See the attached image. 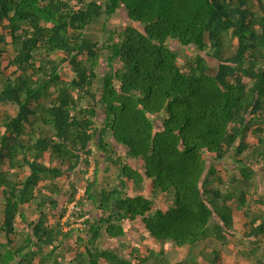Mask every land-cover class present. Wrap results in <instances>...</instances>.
<instances>
[{
	"label": "trees",
	"instance_id": "obj_1",
	"mask_svg": "<svg viewBox=\"0 0 264 264\" xmlns=\"http://www.w3.org/2000/svg\"><path fill=\"white\" fill-rule=\"evenodd\" d=\"M119 9L126 22L112 27ZM183 48L193 51L186 69ZM1 104L16 111L0 109V166L17 171L0 169V264H61L72 236L69 264H250L247 249L222 259L233 209L247 219L241 237L264 241V209L252 207L264 170V0H0ZM91 145L113 172L99 180L94 161L78 203L99 215L85 219L84 237L63 230L54 179L85 173ZM225 158L238 170L226 186L216 167ZM127 180L147 181L169 204L125 193ZM32 202L34 218L22 207ZM127 220L162 245L140 256L106 244L125 236Z\"/></svg>",
	"mask_w": 264,
	"mask_h": 264
},
{
	"label": "rangeland",
	"instance_id": "obj_2",
	"mask_svg": "<svg viewBox=\"0 0 264 264\" xmlns=\"http://www.w3.org/2000/svg\"><path fill=\"white\" fill-rule=\"evenodd\" d=\"M123 10L119 9L117 11V13L113 16L110 17V25L112 27H117L119 25H122L123 23L126 22L125 17L123 16ZM100 35L103 37L104 34L100 33ZM176 46V45H175ZM182 53L181 56L178 58V63L179 65L183 68L186 69V60H185V55L187 56H193V51L190 50V48H183L181 49ZM5 56V55H4ZM55 56H61L60 52L54 53V57ZM210 63L213 65L215 60H210ZM104 69V65L103 63L100 64V71ZM60 74L62 75L63 78L65 79H70L73 76V73L71 71V66H63L62 69L60 70ZM245 80H247V78H244ZM82 103H86L85 100L82 101ZM0 109L1 110H7L10 111L11 113H15L16 111V106L12 105V104H1L0 105ZM102 111L99 110L98 113V119L100 120L102 117ZM3 132V128H0V134ZM247 138L246 140L250 143V145H252L253 143H256V134L253 133L251 130L248 131L247 134ZM92 149H93V154L90 156V164L87 166V171L85 173H81L80 171H82L84 169V166H80L79 169L77 171H75V173L72 175V178H68L66 175H63L61 177L55 178L54 181L57 183V185L61 188V192L60 195L58 196V201H59V207L60 209H64V215L61 217L60 222L63 223V230H67L69 228H74L76 229L78 232H80L84 237H86V233H85V229H87V223L85 221V219H89L92 220L93 218L97 217L99 215V210L95 207L92 206L90 203H85L83 204V206L81 204L78 203V200L81 198V196L84 193V187L86 185V181L87 180H91L92 179V172L94 169V161L98 160L99 163V173H98V178L99 180H101L104 176V174H111L113 171L111 170L110 172L107 173H103L102 168L104 166V161H103V157L101 152L95 150L93 148V145H91ZM247 150L243 153L246 154ZM241 157V155H240ZM41 161L48 163L47 162V156L46 154H44V156H42ZM129 163H131L132 165H137L139 167L140 170L141 169V164H137L134 161H129ZM54 164H57V162H54ZM235 161L233 158H225L223 161L221 162H217L216 163V167L219 170V172L221 173V175L224 176V183L223 185L226 186L228 185V181H227V177L228 174H230L231 172H235L236 174H238V170L237 168H235ZM260 167V166H259ZM258 168V167H256ZM0 169L4 171H8L6 172V175L9 177H13L14 173L17 170H12V169H7L5 164H1ZM27 169L24 168L21 171L17 172V176L16 179H20L22 178L24 175L27 174ZM13 173V174H12ZM45 182V181H44ZM255 185L258 187V191H257V195L259 197H262V204H260V201H255L252 203V207L254 208V210H258V209H264V170L260 172V174L255 177ZM71 184H74V196L73 198H70V192H71ZM214 186L216 185V182L213 183ZM252 192L253 188L250 189ZM144 193L146 195L149 196V194H152V199L154 202V205L157 207H160L162 209H165L166 206L169 204L170 202V197L167 194H160V193H154V191L151 189L149 183L147 181H144L140 186H133L131 181L127 180L126 182V188H125V193L127 194H136V193ZM2 201V191L0 189V204ZM74 201L77 202V205L80 206V213L75 216V218L77 219L76 221L72 222V220L70 221L69 219H67V213L68 211H70V209H68V207L70 206L71 203H73ZM254 201V200H253ZM36 202V201H35ZM35 202L32 203H27V204H23L22 207L23 208H27L28 210V215L30 218H34L36 217V209H35ZM236 201L233 202L232 205H236ZM262 205V206H261ZM261 206V208H260ZM233 225L232 228L229 230L230 234H228V238L229 241L227 243V245L225 246L224 250L222 251V259L225 258V253L229 252V254L231 255V259H235L237 257V255L239 253H241L240 251H242L243 249H247L249 252V260L251 261L250 264H254L255 262L253 261V259H262L264 258V241L262 243H260V245H258L257 243H254V238L252 239H248L245 240L244 238L241 237V233H243V231L245 229H247V219L244 216V212L238 209H233ZM72 213H69V215H71ZM55 214H52L50 216H54ZM55 219V217H54ZM67 219V220H66ZM67 222H69L67 224ZM123 226L125 227V236L121 239H115V240H104L106 244L110 245V246H116L118 245L119 247H121V249L125 252H128V250H130L132 247L134 249H136V254L137 255H144L147 253V251H155V249H158L160 247L161 242L149 238L147 236V232L144 230L143 225L139 222V221H134V222H130V221H123ZM14 228L18 231H24L26 229L25 224L22 223L21 221H19L18 218H16L15 220V224H14ZM242 240H245V242L247 243V241H250V245L247 246L245 243H242ZM264 240V237H263ZM0 241H4V237L0 235ZM73 245V236L67 240L65 242V244L59 249V251L61 252L63 259H60L59 262L61 264H69V259L72 257L73 252L71 251V246ZM164 246L167 247V244L165 243ZM205 246V244H200L198 247L203 248ZM47 249V248H46ZM208 249V247H207ZM179 251V255L177 258H181L185 253H186V248H181L178 250ZM226 253V255H227ZM35 257V256H34ZM37 259V257H35ZM227 258V256H226ZM253 261V262H252Z\"/></svg>",
	"mask_w": 264,
	"mask_h": 264
},
{
	"label": "built area",
	"instance_id": "obj_3",
	"mask_svg": "<svg viewBox=\"0 0 264 264\" xmlns=\"http://www.w3.org/2000/svg\"><path fill=\"white\" fill-rule=\"evenodd\" d=\"M68 209H70V211H68V213H67V219H69V220L71 219L72 222L76 221L77 219L75 218V216H77L80 213V206L77 205L76 201H74L73 203L70 204ZM69 213H72V214L69 215Z\"/></svg>",
	"mask_w": 264,
	"mask_h": 264
}]
</instances>
